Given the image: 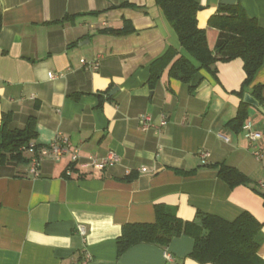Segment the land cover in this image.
I'll list each match as a JSON object with an SVG mask.
<instances>
[{
    "label": "crops",
    "instance_id": "0c3cea01",
    "mask_svg": "<svg viewBox=\"0 0 264 264\" xmlns=\"http://www.w3.org/2000/svg\"><path fill=\"white\" fill-rule=\"evenodd\" d=\"M198 3L211 48L219 30L209 19L221 5L240 4L264 28V0ZM0 12V124L10 114L9 127L22 128L34 116L39 146L63 135L82 161L110 150L120 156L105 170L69 175L70 154L44 157L37 175L29 162L0 163V264H80L85 253L90 264H213L188 256L195 243L188 235L118 254L123 227L155 222L158 205L184 221L250 212L263 224L264 259V63L244 92L240 57L218 62L215 74L200 69L189 83L171 76L170 62L152 86V67L170 49L173 60L185 55L197 64L156 0H0ZM121 28L132 30L103 31ZM259 85L263 110L244 100ZM240 109L247 115L236 129L228 123ZM144 114L155 127L142 129ZM249 121L255 142L245 136ZM222 165L251 183L231 187L219 176Z\"/></svg>",
    "mask_w": 264,
    "mask_h": 264
},
{
    "label": "trees",
    "instance_id": "16d2710c",
    "mask_svg": "<svg viewBox=\"0 0 264 264\" xmlns=\"http://www.w3.org/2000/svg\"><path fill=\"white\" fill-rule=\"evenodd\" d=\"M166 18L178 34L182 47L192 56L197 64L176 50L168 52L158 59L152 67L150 84L154 86L160 78L163 67L172 63L170 74L184 83H189L200 69L215 74L217 63L234 58H242L246 78L242 92L248 87L259 68L264 63V28L255 17H250L240 4L221 5L209 19V25L219 30V37L214 48L208 42L205 29L198 26L197 14L200 10L198 0H156ZM0 12V33L2 30ZM131 28L104 29L103 31L123 35ZM173 60V61H172ZM261 88L256 86L254 97L261 102ZM246 111L240 109L229 125L239 129L246 118ZM10 114H4L0 124V163L16 161L29 162L23 147L28 146L37 137L36 118L30 116L22 128L11 129ZM75 170V169H74ZM129 175L127 179H132ZM219 176L231 187L249 185L251 180L235 167L222 165ZM264 199V192H260ZM263 224L250 212H242L233 221L217 215L202 213L199 221H184L178 217L172 207L158 205L156 220L152 223H131L123 227L117 239L118 254L139 243H151L167 247L172 240L182 235L194 238L193 250L189 257L199 263L213 264H264L259 255L262 245Z\"/></svg>",
    "mask_w": 264,
    "mask_h": 264
},
{
    "label": "built area",
    "instance_id": "2783aa9c",
    "mask_svg": "<svg viewBox=\"0 0 264 264\" xmlns=\"http://www.w3.org/2000/svg\"><path fill=\"white\" fill-rule=\"evenodd\" d=\"M82 61L85 65L88 64L85 60ZM88 66L96 69L98 67V62L89 64ZM49 76L54 77V74L50 73ZM140 124L143 130L155 127L151 114L142 115L140 118ZM165 124H167V120L163 118L159 126H164ZM243 128L246 131V138H248L251 142H255L260 136L259 133L253 130V124L250 121L247 122ZM22 149L24 152L29 153L30 171L35 175L38 174L39 165L42 159L46 156H51L55 161H61L65 155L70 154L71 166L68 169V175L71 174L74 169L81 171L86 169L102 171L120 162L119 154L113 150L108 151L105 156L90 154L84 161H82V156L79 150L77 148H72L70 140L63 135H58L48 145L39 146L36 143L31 142L28 146L23 147ZM200 156L203 160H205L209 156V153L207 151H200ZM143 170L146 169L143 168ZM79 231L85 234V229L83 226L79 227ZM166 256L170 258L169 254H166ZM90 261L91 256L88 253H85L80 264H90Z\"/></svg>",
    "mask_w": 264,
    "mask_h": 264
},
{
    "label": "water",
    "instance_id": "95a60500",
    "mask_svg": "<svg viewBox=\"0 0 264 264\" xmlns=\"http://www.w3.org/2000/svg\"><path fill=\"white\" fill-rule=\"evenodd\" d=\"M244 100L263 110V107L260 105V102L251 94H246Z\"/></svg>",
    "mask_w": 264,
    "mask_h": 264
}]
</instances>
